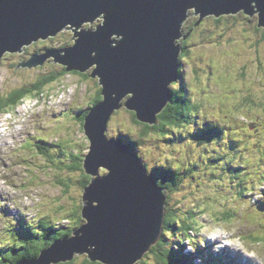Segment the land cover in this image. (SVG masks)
Wrapping results in <instances>:
<instances>
[{
  "label": "clouds",
  "instance_id": "9594fccd",
  "mask_svg": "<svg viewBox=\"0 0 264 264\" xmlns=\"http://www.w3.org/2000/svg\"><path fill=\"white\" fill-rule=\"evenodd\" d=\"M109 11L115 9L102 10L79 24L66 22L16 48L0 49V264H12L10 254H24L19 264L40 259L42 255L33 251L37 241L46 242L43 254L59 241L83 237L84 226L90 223L85 215L88 189L112 173L107 163H98L95 171L87 166L96 148L89 120L109 100L98 71L100 62L95 59L98 53L93 50V59L84 64L63 59L84 33L106 26ZM262 13L259 0L219 13L204 12L196 2L190 3L171 39L175 78L167 81L168 95L152 117L144 118L139 108L130 106L134 91L119 96L107 112L105 140L125 143L121 137L126 138L145 175L155 178V187L163 195L159 230L148 243L159 246L162 259L156 264L164 259L172 264L173 251L182 247L185 253H196L209 244L213 253L228 249L248 264H264ZM196 21H201L199 26ZM124 40L123 33L109 37L112 48ZM35 57L43 59L33 63ZM118 95L111 92L113 100ZM173 103L183 106L176 122L157 130L158 113ZM128 108L138 109L140 117L152 123L114 124V113ZM133 112L130 118L136 116ZM85 113V120H80ZM209 128L216 134L201 135ZM41 142H47L45 148L39 147ZM101 166L110 172L102 173ZM157 170L160 174L163 170L167 178L154 174ZM73 185L81 223L71 234L52 241L53 234L73 226L63 219L62 207L67 200L63 193H70ZM167 185L176 190L170 193ZM99 204L91 200L92 207ZM169 207L179 210L170 224L166 221ZM42 223L48 224L38 231ZM253 233L258 243L238 242ZM97 247L89 244L87 250H73L70 257L86 255L91 262H100L88 255ZM137 257L131 264H137Z\"/></svg>",
  "mask_w": 264,
  "mask_h": 264
},
{
  "label": "water",
  "instance_id": "95a60500",
  "mask_svg": "<svg viewBox=\"0 0 264 264\" xmlns=\"http://www.w3.org/2000/svg\"><path fill=\"white\" fill-rule=\"evenodd\" d=\"M192 2L198 4L199 10L219 13L238 10L250 0H0V49L16 48L66 22L79 24L102 10L115 9L108 12L105 27L96 33H84L63 58L84 64L93 59V50L98 53L95 59L100 62L98 71L103 75L109 100L90 117L96 148L87 166L95 171L98 163H107L112 173L88 189L85 215L90 223L84 226L85 235L57 242L43 254L41 251V258L30 264H48L53 259H60L57 263L70 261L73 250H87L89 244L98 245L88 253L93 261L131 264L133 257L141 259L154 245L148 243L159 230L163 195L155 187V178L145 175L130 146L118 140L106 141L103 131L107 112L127 91L135 92L130 106L139 108L141 115L149 119L168 95L166 83L175 78L171 39L185 8ZM259 2L264 9V0ZM113 32L125 36L117 48L110 46ZM42 59L35 57L33 63ZM113 91L119 93L116 100L111 98ZM128 109L135 111L139 121L152 123L143 120L138 109ZM93 199L100 201L98 207H92Z\"/></svg>",
  "mask_w": 264,
  "mask_h": 264
},
{
  "label": "rangeland",
  "instance_id": "374dc122",
  "mask_svg": "<svg viewBox=\"0 0 264 264\" xmlns=\"http://www.w3.org/2000/svg\"><path fill=\"white\" fill-rule=\"evenodd\" d=\"M200 23H201V21H199V22L196 21V26H199ZM216 23H217V25H219L220 22L217 21ZM129 113H134V112L130 111L128 109L117 110V112H115L113 117H112V122L118 126L124 125V124H133L135 126V124L137 123L135 120L136 117L130 118ZM79 119H80V117H79ZM121 138L124 141H127L126 138H124V137H121ZM46 143L47 142H41L39 147L45 148ZM175 143L179 144L178 141H176ZM51 147H59V146H51ZM133 148H134V146H133ZM73 159H76V158L73 157ZM73 165H76V164H73ZM75 167H73V168H75ZM158 170H157V172L155 171L154 174L158 173ZM101 172L102 173L109 172V169L102 167ZM161 173L165 176V178H167L165 175L166 173H164L163 170H161ZM72 189L73 190L70 193H63L67 197L66 202L62 205V207L66 213L65 216L63 217V219H66L68 221V225H70L69 220L71 222L73 221L77 224L78 220H76V219L78 218V215L74 214L75 212L79 211V216L81 214V209L77 205V201H76L77 186L73 185ZM168 189H169L170 193L173 190H176L175 188H173V189L168 188ZM57 191L62 192V189H58ZM178 202L179 201H177V203ZM261 207H264V203L261 204ZM168 210L175 211V212L179 211L177 209H174L173 207H169L167 209V211ZM70 214H72L74 217L67 218V217H71ZM238 242L244 246H249V244L258 243L259 237L253 233V234L248 235L245 239H242ZM182 253L185 255H188L189 257L182 255ZM214 254L211 250V244H209L208 248H201L196 253H185L183 250V247L181 248L180 251H178V252L173 251V253H172V255H178V256L181 255L183 257V259L185 260L184 264H188V263H190V264H233V262H235V264H248V262L245 261L242 257L232 253L228 249H222L219 253H214ZM85 258H86V255H83V256H81L80 260H84ZM143 259H146V260L144 262H141ZM233 259H234V261H233ZM142 260L137 259V264H156V262H157L156 257L154 255H151V254L144 255Z\"/></svg>",
  "mask_w": 264,
  "mask_h": 264
},
{
  "label": "trees",
  "instance_id": "16d2710c",
  "mask_svg": "<svg viewBox=\"0 0 264 264\" xmlns=\"http://www.w3.org/2000/svg\"><path fill=\"white\" fill-rule=\"evenodd\" d=\"M182 108H183L182 105L175 104V103L169 104L168 106H166V108H164V110L158 115L159 123L156 124V129L157 130H163L165 125L176 122L178 114L181 113ZM86 116H87V113L81 115L80 116V120L84 121ZM135 117L136 116H134V118ZM135 120H136V122H138L141 125L146 124V123H142V122L138 121L137 118H135ZM213 134H216V130L215 129H210V128L205 130L203 133H201V135H213ZM130 146L133 147V145H130ZM75 166H77V165H71V167H75ZM157 174L158 175H162L159 172ZM165 175L167 177V174H165ZM88 177L91 178L90 176H88ZM166 187L167 188H172V189L175 188L174 185H167ZM80 217H81V215L78 216V218L76 219V220H78L77 224L72 221L73 223L72 222L71 223L73 224V226H70L69 228H65L64 231L61 232V233L53 234L52 235V241L57 239V238H59L62 235L71 234L75 230L76 226L81 223ZM175 219H176V212L168 210L167 213H166V221H167V223L168 224L173 223L175 221ZM47 224L42 223L41 229H38V231L42 230V228L46 227ZM52 241H48L47 243H50ZM23 243H24V240L22 239L21 240V244H23ZM45 243H46L45 241L34 242L35 248L33 249V251H34L35 255H39L40 254L41 248L45 245ZM147 254L154 255L156 257V259H157V262L162 259L159 246L156 245V244L153 245L151 250L149 252H147L145 255H147ZM10 255L13 257L12 264H17V261L19 259H21V257L24 254L21 253L20 256H16L14 254H10ZM145 260L146 259H143L141 262H144ZM171 261H172V264H184L185 263V260L183 259V257L182 256H178V255H172ZM88 263L89 264H102L101 262H91L87 258H85L84 260H80V258H77V257L74 260H72V261L60 262L58 264H88ZM163 264H168L166 259L163 260Z\"/></svg>",
  "mask_w": 264,
  "mask_h": 264
},
{
  "label": "bare ground",
  "instance_id": "6f19581e",
  "mask_svg": "<svg viewBox=\"0 0 264 264\" xmlns=\"http://www.w3.org/2000/svg\"><path fill=\"white\" fill-rule=\"evenodd\" d=\"M134 153H135V151H133ZM74 214H76V212L74 213ZM71 216H73L72 214H70ZM215 255V254H214ZM233 261H234V259H233ZM188 264H190V263H188ZM233 264H235V262H233Z\"/></svg>",
  "mask_w": 264,
  "mask_h": 264
}]
</instances>
